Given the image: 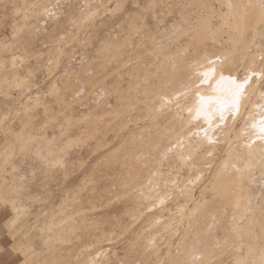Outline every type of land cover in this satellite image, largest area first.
Wrapping results in <instances>:
<instances>
[{"label": "rangeland", "instance_id": "rangeland-1", "mask_svg": "<svg viewBox=\"0 0 264 264\" xmlns=\"http://www.w3.org/2000/svg\"><path fill=\"white\" fill-rule=\"evenodd\" d=\"M109 1L104 9L102 0H0V212L8 228L7 245L19 254L21 264H133L139 253L141 245L126 239L135 218L117 206L118 197L111 182H106L112 179L107 167L115 158L99 159L114 138L113 117L119 103L118 96L108 93L116 84L111 65H104L108 80L95 78L103 53L98 50L103 45L100 38L117 33L123 39L128 31H136L133 23L139 20L124 19L134 9L132 0ZM161 1L165 6L177 3L172 10L176 12L174 42L181 49L189 45L184 19L205 16L213 7V23L219 30L213 36L223 50L243 46L249 54L238 64L229 62L228 53L217 58L213 65L217 75L233 78L232 87L244 79L246 91L264 110V10L257 7V3L264 6V0H239L240 12L229 4L231 0ZM99 18L109 25L97 28L93 22ZM238 20L243 22L240 27ZM190 48L191 61L200 54ZM12 54L20 56L11 59ZM202 77L218 78L216 74ZM100 94L104 99L109 96L110 104H97ZM238 104L235 100L221 107L212 124L230 140L243 141L237 147L244 149L250 139L240 128L257 121L264 134V114H240ZM205 124L187 115L186 130L193 134V143ZM258 141L264 143L263 138ZM157 242L156 250L163 248V253L167 244Z\"/></svg>", "mask_w": 264, "mask_h": 264}, {"label": "bare ground", "instance_id": "bare-ground-1", "mask_svg": "<svg viewBox=\"0 0 264 264\" xmlns=\"http://www.w3.org/2000/svg\"><path fill=\"white\" fill-rule=\"evenodd\" d=\"M108 1L102 0L104 9ZM231 1L229 4L240 12L243 3ZM163 4L161 0H132L134 9L124 19L139 18L133 23L136 31H128L123 39L117 33L101 36V61H94L99 64L95 78L108 80L105 63L116 74V84L108 88L109 96L119 98L113 117L115 133L99 159L102 162L114 156L107 167L112 179L106 182H111V190L118 197L117 206L135 218L126 236L129 244L136 240L141 245L133 264H147L150 260L151 264H264V143L258 141L264 139L260 133L263 126L257 121L242 125L240 133L247 134L250 142L239 149L243 141L230 140L212 124L216 121L214 114L235 100L241 107L240 114H264L246 91L244 79L232 87L234 79L217 75V67L213 66L226 53L233 64L246 61L249 54L243 46L223 50L213 36L219 30L213 23L211 6L205 16L184 19L189 45L177 47L173 18L176 12L172 11L177 3ZM257 4L264 10L261 3ZM93 24L97 28L109 25L102 19ZM242 24L239 20L236 23L239 27ZM112 36L114 40L110 41ZM190 46L193 54H200L191 61ZM19 56L12 54L10 58ZM66 71L64 74L69 75ZM207 74L218 78L204 80L202 76ZM122 80L128 82L123 85ZM109 96L104 99L100 94L97 104H110ZM95 105L91 108L96 109ZM187 115L197 123L206 122L194 143L193 134L186 130ZM206 136L210 140H204ZM102 166L103 163L99 169ZM85 213L84 217H88ZM157 241L167 244L163 253L160 243V251L156 250ZM154 252H159L158 256Z\"/></svg>", "mask_w": 264, "mask_h": 264}, {"label": "crops", "instance_id": "crops-1", "mask_svg": "<svg viewBox=\"0 0 264 264\" xmlns=\"http://www.w3.org/2000/svg\"><path fill=\"white\" fill-rule=\"evenodd\" d=\"M4 220V215L0 212V264H21L22 260L19 258V254L7 245L6 232L8 228Z\"/></svg>", "mask_w": 264, "mask_h": 264}]
</instances>
